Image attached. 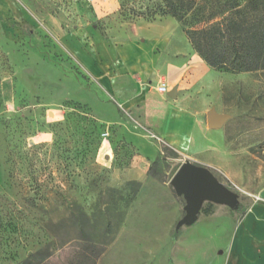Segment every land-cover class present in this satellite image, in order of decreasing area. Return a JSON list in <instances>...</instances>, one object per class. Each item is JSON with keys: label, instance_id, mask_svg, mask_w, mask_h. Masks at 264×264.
<instances>
[{"label": "rangeland", "instance_id": "1", "mask_svg": "<svg viewBox=\"0 0 264 264\" xmlns=\"http://www.w3.org/2000/svg\"><path fill=\"white\" fill-rule=\"evenodd\" d=\"M83 2L0 0V264L36 252L35 264H211L233 220L253 203L264 212V69L216 70L221 93L204 98L228 115L212 133L227 156L220 170L205 167L237 206L204 198L179 224L187 199L170 180L196 161L104 88L101 64L160 28L189 43L186 28L124 15L118 0Z\"/></svg>", "mask_w": 264, "mask_h": 264}, {"label": "crops", "instance_id": "2", "mask_svg": "<svg viewBox=\"0 0 264 264\" xmlns=\"http://www.w3.org/2000/svg\"><path fill=\"white\" fill-rule=\"evenodd\" d=\"M175 35L160 28L148 33L143 41L129 39L118 44L120 51L115 60L101 64V80L106 90L136 109L143 123L175 152L194 159L198 165L220 170L227 146H221L212 136L222 127L209 126L207 112L213 106L204 98L214 88L221 93L222 77L188 43L185 34L182 40ZM161 81H166L169 90L177 87L176 99L156 90ZM148 152L152 159L158 155L154 146ZM139 173L131 169L128 175L141 179ZM260 194H264V187ZM259 205L253 203L245 209L242 220H233L230 241L212 255L211 264H264V212ZM204 218L216 216L210 213Z\"/></svg>", "mask_w": 264, "mask_h": 264}, {"label": "trees", "instance_id": "3", "mask_svg": "<svg viewBox=\"0 0 264 264\" xmlns=\"http://www.w3.org/2000/svg\"><path fill=\"white\" fill-rule=\"evenodd\" d=\"M88 3L89 0H74ZM124 15L172 16L184 26L192 47L215 70L264 69V0H118ZM56 6L60 9L59 4ZM0 225V240L2 236ZM37 252L24 260L35 264Z\"/></svg>", "mask_w": 264, "mask_h": 264}, {"label": "water", "instance_id": "4", "mask_svg": "<svg viewBox=\"0 0 264 264\" xmlns=\"http://www.w3.org/2000/svg\"><path fill=\"white\" fill-rule=\"evenodd\" d=\"M167 93L169 97L176 99L177 87ZM227 118V113H220L214 107L207 112V122L212 128H221ZM170 182L174 185L177 193L183 194L187 199L186 214L179 224L194 221L200 213L204 198L209 197L215 201L224 202L230 207L237 206V195L219 181L209 167L185 161L179 166Z\"/></svg>", "mask_w": 264, "mask_h": 264}, {"label": "built area", "instance_id": "5", "mask_svg": "<svg viewBox=\"0 0 264 264\" xmlns=\"http://www.w3.org/2000/svg\"><path fill=\"white\" fill-rule=\"evenodd\" d=\"M156 90L159 93L168 94L167 92L169 91V87H168L166 81H161L159 86H157Z\"/></svg>", "mask_w": 264, "mask_h": 264}]
</instances>
